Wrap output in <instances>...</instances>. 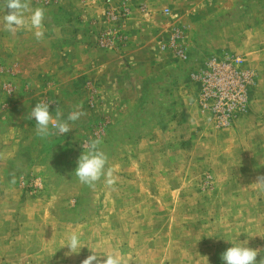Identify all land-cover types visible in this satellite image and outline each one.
<instances>
[{
	"label": "rangeland",
	"instance_id": "rangeland-1",
	"mask_svg": "<svg viewBox=\"0 0 264 264\" xmlns=\"http://www.w3.org/2000/svg\"><path fill=\"white\" fill-rule=\"evenodd\" d=\"M30 6L46 10L39 42L30 26L5 30L0 0V264H81L89 248L123 264H224L244 241L259 264L264 0ZM41 101L54 118L80 104L87 115L41 139L30 116ZM96 138L114 190L74 174ZM72 231L84 247L66 256Z\"/></svg>",
	"mask_w": 264,
	"mask_h": 264
},
{
	"label": "clouds",
	"instance_id": "clouds-1",
	"mask_svg": "<svg viewBox=\"0 0 264 264\" xmlns=\"http://www.w3.org/2000/svg\"><path fill=\"white\" fill-rule=\"evenodd\" d=\"M5 10L6 14L3 19L6 31L15 34L18 29L30 26L32 29H35L34 38L36 41L39 42L45 38L43 28L44 21L46 20V10L44 8H31L30 0H4L3 11ZM52 103L54 102L41 101L36 103L31 110L30 116L35 121L36 135L41 139H47L57 133L63 136L73 129V123L87 115L82 110L83 105L80 104L75 106V110L68 113L66 119H62L63 113L61 111H57L54 118L50 112ZM101 144L102 140L99 138L90 139L87 142L86 150L83 151L77 160L74 174L81 184L89 188H95L97 183L103 178L105 186L114 190L117 182V176L114 174L116 168L108 166V157L101 150ZM255 183L261 189H264V176L257 177ZM247 243L248 241H244L227 248L221 255L224 264H257V256L260 254L261 249L248 247ZM64 246H67L69 249L65 253L66 256L79 253L80 249L84 247L81 245L80 234L76 231L68 234L67 242ZM89 249L91 254L83 259L81 264H123L119 253L109 252L98 255L96 251L91 248ZM259 264H264V257L260 259Z\"/></svg>",
	"mask_w": 264,
	"mask_h": 264
},
{
	"label": "built area",
	"instance_id": "built-area-1",
	"mask_svg": "<svg viewBox=\"0 0 264 264\" xmlns=\"http://www.w3.org/2000/svg\"><path fill=\"white\" fill-rule=\"evenodd\" d=\"M110 12H111V14H110ZM108 11L107 12V14L108 15H110V17H113V18H115V19H118V18H122L123 17V14H114V13H112V11ZM108 36H110V33L109 32H107L103 37H102V39L101 40H99V45L100 46H103V47H110L111 46V37H108Z\"/></svg>",
	"mask_w": 264,
	"mask_h": 264
},
{
	"label": "crops",
	"instance_id": "crops-1",
	"mask_svg": "<svg viewBox=\"0 0 264 264\" xmlns=\"http://www.w3.org/2000/svg\"><path fill=\"white\" fill-rule=\"evenodd\" d=\"M103 14H104V16H105V11H103ZM97 26H98V25H97ZM97 26H96V27H97ZM103 27H105V26H103ZM91 28H92V27H91ZM97 36H98V34H97V33L94 34V32H93V34L91 35V38L94 39V41H96Z\"/></svg>",
	"mask_w": 264,
	"mask_h": 264
}]
</instances>
